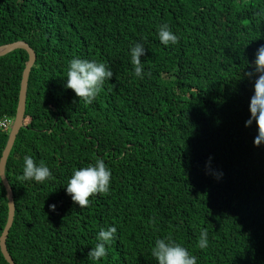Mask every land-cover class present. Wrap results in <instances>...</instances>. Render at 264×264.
Here are the masks:
<instances>
[{"label": "trees", "instance_id": "obj_1", "mask_svg": "<svg viewBox=\"0 0 264 264\" xmlns=\"http://www.w3.org/2000/svg\"><path fill=\"white\" fill-rule=\"evenodd\" d=\"M260 12L264 0H0V45L22 40L36 53L29 123L6 166L16 204L7 245L17 264H156L151 249L165 236L197 264H264V143L253 144L255 121L245 126L255 79L245 72L264 44ZM164 23L176 44L159 41ZM136 42L146 48L143 78L130 62ZM74 57L113 73L89 104L63 86ZM28 60L24 48L0 56V158ZM25 155L50 177L24 180ZM97 159L111 169L109 190L81 208L65 184ZM8 212L0 177V236ZM111 225L107 254L88 259ZM0 264H9L1 246Z\"/></svg>", "mask_w": 264, "mask_h": 264}, {"label": "clouds", "instance_id": "obj_2", "mask_svg": "<svg viewBox=\"0 0 264 264\" xmlns=\"http://www.w3.org/2000/svg\"><path fill=\"white\" fill-rule=\"evenodd\" d=\"M264 16V12H260ZM157 37L163 45L176 44L178 36L172 31L168 24L164 23L157 28ZM146 53L143 43L136 42L130 47V62L134 66V74L143 78V65L140 58ZM251 70L245 72V76L254 79L253 95L250 97V116L245 121V126H250L253 121L257 125V135L253 140L255 146L264 143V44L255 51V59L248 62ZM113 73L102 62L90 59L74 57L68 62L65 76L64 88H70L75 95L86 104L91 103L98 95L104 81L110 79ZM211 162V157L206 162V167ZM24 180L44 182L50 177V169L43 163H34L30 155L23 158ZM111 169L106 167L102 159L95 160L86 166L73 168L71 176L65 184V192L70 195L71 200L81 208L87 207L90 203L89 197L94 194H104L109 190L111 181ZM219 179L223 173H215ZM49 209L55 211L56 205L50 204ZM117 232L115 225L106 229L101 227L96 234V242L87 252L90 260H98L104 257L106 245L111 242ZM197 246L205 249L208 246V234L204 228L200 229L197 238ZM151 256L156 264H197V258L190 255L188 250L180 243L174 241L171 236L157 238L151 249Z\"/></svg>", "mask_w": 264, "mask_h": 264}, {"label": "water", "instance_id": "obj_3", "mask_svg": "<svg viewBox=\"0 0 264 264\" xmlns=\"http://www.w3.org/2000/svg\"><path fill=\"white\" fill-rule=\"evenodd\" d=\"M16 48L26 49L29 54V60L25 66L21 81V89L19 95L16 120L11 125L12 127L10 130L9 139L0 158V177L7 190V198H8V206H9L8 219L4 227V230L0 236V246L2 253L5 256L6 260L9 262V264H17L14 258L12 257L7 245V238L15 219L16 204H15L13 189L6 175V166H7L8 158L16 141L17 135L20 129L24 126L23 120L26 111V99L28 93L29 75L31 68L36 61L35 50L26 41H22V40L13 41L4 45H0V56L5 55L6 53Z\"/></svg>", "mask_w": 264, "mask_h": 264}, {"label": "rangeland", "instance_id": "obj_4", "mask_svg": "<svg viewBox=\"0 0 264 264\" xmlns=\"http://www.w3.org/2000/svg\"><path fill=\"white\" fill-rule=\"evenodd\" d=\"M20 95V94H19ZM74 99L75 100H80V98L79 97H77L75 94H74ZM82 101V100H81ZM19 103V102H18ZM76 105H74V106H79V107H81V105H77V103H75ZM69 106H73V105H71V104H69L68 106H66V107H68L69 109H72L71 107H69ZM18 108V107H17ZM16 115H17V113H16ZM25 118V117H24ZM16 120V116H15V118L12 120L13 122ZM12 122V123H13ZM23 122H24V126L23 127H25L26 126V124L27 123H29V117L28 118H26L25 120H23ZM10 123H11V121H10ZM12 123H11V125H12ZM9 126V128H10V130H11V127L12 126Z\"/></svg>", "mask_w": 264, "mask_h": 264}, {"label": "built area", "instance_id": "obj_5", "mask_svg": "<svg viewBox=\"0 0 264 264\" xmlns=\"http://www.w3.org/2000/svg\"><path fill=\"white\" fill-rule=\"evenodd\" d=\"M10 122H8V120H5L2 124L4 125V126H6V128H8V124H9Z\"/></svg>", "mask_w": 264, "mask_h": 264}, {"label": "bare ground", "instance_id": "obj_6", "mask_svg": "<svg viewBox=\"0 0 264 264\" xmlns=\"http://www.w3.org/2000/svg\"><path fill=\"white\" fill-rule=\"evenodd\" d=\"M13 124V123H12Z\"/></svg>", "mask_w": 264, "mask_h": 264}]
</instances>
